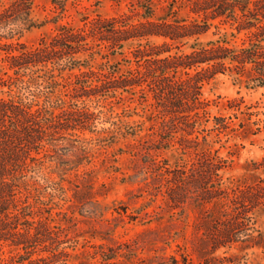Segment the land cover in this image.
Segmentation results:
<instances>
[{"label": "trees", "instance_id": "trees-1", "mask_svg": "<svg viewBox=\"0 0 264 264\" xmlns=\"http://www.w3.org/2000/svg\"><path fill=\"white\" fill-rule=\"evenodd\" d=\"M40 1L0 5V51L5 54L0 87L8 89V98L0 97V256H7L5 264H67L72 257L69 249L75 251L76 242L52 224L49 200L65 193L67 175L90 162L92 141L76 133L93 132L89 102L120 91H148L160 114L159 145L170 144L178 132L186 134L181 142L198 145V137L190 138L198 131L205 142L212 132L235 131L231 118L211 119V101L204 98L207 84L223 76L234 85L264 88V0H188L195 16L190 20L178 19L172 9L158 17L160 0H135L129 13L117 17L78 12L82 26L63 23L82 0H47L52 8L42 20L36 16ZM105 1L113 0L97 3ZM49 25L56 31L37 46L21 41L26 33ZM227 27L233 38L244 35L241 44L227 40ZM212 28L220 37L199 44ZM117 54L128 64L126 72L119 62L107 61ZM97 56L106 59L98 69ZM228 104L240 109L235 100ZM248 121L260 132V121ZM248 125L241 121L239 128L251 131ZM202 154L201 166L168 190L175 205L194 199L199 210L211 214L209 231L217 250L229 248L251 237L245 232L250 216L264 206V195L224 182L226 162L211 151ZM118 255L115 249L100 252V264H115Z\"/></svg>", "mask_w": 264, "mask_h": 264}, {"label": "rangeland", "instance_id": "rangeland-1", "mask_svg": "<svg viewBox=\"0 0 264 264\" xmlns=\"http://www.w3.org/2000/svg\"><path fill=\"white\" fill-rule=\"evenodd\" d=\"M5 1L0 0V5ZM98 1L82 0L78 9L70 10L63 23L82 26V15L78 12L90 18L117 17L129 13L131 2H135L113 0L98 4ZM160 1L158 17L165 16L170 9L178 19L195 17L188 0ZM51 8L47 0H41L36 16L44 19ZM55 31L54 25L34 29L21 41L29 47L37 46L42 38ZM215 32L212 28L198 43L217 40L220 35L215 36ZM228 32L227 40L231 43L241 44L245 38L244 35L233 38L229 29ZM193 43L190 41L186 49ZM124 51L132 58L131 50ZM4 56L0 51V58ZM96 58L98 69L106 59ZM109 60L119 62L123 72L128 70V64L118 54L108 57ZM7 92L6 87H0V97L8 98ZM204 98L211 101V119L231 118L235 131L220 136L212 132L207 142L198 131L190 136L198 137V145L181 142L180 138L186 136L183 132L176 133L170 144L159 145L160 114L148 91L146 95H142L140 88L120 91L109 97L102 96L99 102L88 103L90 113H94L93 132L78 130L76 133L92 141L90 162L67 175V181L62 183L65 193L49 200L52 224L60 226L65 231L63 236L76 242L75 251L69 249L72 257L67 264H100L99 253L111 249L119 254L115 264H160L171 258L179 264H264V206L256 208L255 215L250 216L253 219L245 234L251 237L217 250L211 238V214L199 210L194 199L175 205L173 193L168 190L172 182L201 166L206 158L202 152L211 151L214 158L226 162L222 171L224 182L236 183L243 192L264 195V88L249 89L219 76L205 86ZM232 100L239 104L238 111L229 108L228 102ZM248 119L260 121V132L256 131L258 126L248 125ZM241 121L251 131L239 128ZM212 125L213 121L206 127L211 129ZM185 146L191 149H184ZM53 177L60 180L57 175ZM71 245L69 242L66 246ZM6 260V255L0 256V264Z\"/></svg>", "mask_w": 264, "mask_h": 264}]
</instances>
